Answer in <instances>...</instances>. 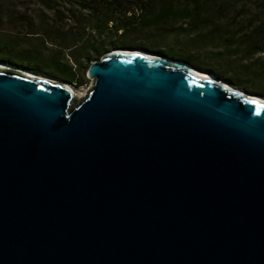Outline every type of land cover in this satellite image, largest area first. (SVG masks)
Wrapping results in <instances>:
<instances>
[{"label": "water", "instance_id": "obj_1", "mask_svg": "<svg viewBox=\"0 0 264 264\" xmlns=\"http://www.w3.org/2000/svg\"><path fill=\"white\" fill-rule=\"evenodd\" d=\"M117 49L76 103L0 67V264H264V101Z\"/></svg>", "mask_w": 264, "mask_h": 264}, {"label": "rangeland", "instance_id": "obj_2", "mask_svg": "<svg viewBox=\"0 0 264 264\" xmlns=\"http://www.w3.org/2000/svg\"><path fill=\"white\" fill-rule=\"evenodd\" d=\"M188 1L157 0L151 6L157 10L163 2H171L180 8L187 5ZM143 7L141 0H0V60L8 59L28 67V69L20 67L22 69L67 83L78 95L91 88L92 78L87 75L88 65L95 60L98 61L104 53L113 48L145 46L160 51L159 55L163 54V51L180 53L193 59L198 65H209L218 71L228 67L225 60L211 65L204 54L186 51L183 45L178 44L176 38L179 40L186 38L183 34H178L182 21L169 18L156 25L140 24L142 16L147 15ZM57 10L61 14H56ZM207 11L212 18L209 20L211 24L221 22L230 24L228 35L233 39L238 33L234 28L238 26L242 34L256 27L260 40H264V0H238L230 4L228 12L223 14V21L216 18L214 6L208 7ZM77 21L85 23L83 26L85 37L90 39L89 41L93 40L91 45L100 44L104 47L101 53L92 52L86 58L84 49L77 47L70 51L63 48L60 41L64 39L61 38L68 35L58 33L56 29L65 30L74 23L78 24ZM259 25L263 28L261 29ZM45 27H49L51 32L44 30ZM207 30L205 26L200 28L203 32ZM88 47L90 48L86 46ZM242 51L244 47L229 48L231 69L251 67L253 74L244 78L246 87L253 88L254 85L258 90L264 91V79L260 77L258 71L260 65L264 68V50L246 60L241 57ZM71 53L76 55V61L71 58ZM64 77L69 81L64 80ZM79 100L81 99L74 102Z\"/></svg>", "mask_w": 264, "mask_h": 264}, {"label": "trees", "instance_id": "obj_3", "mask_svg": "<svg viewBox=\"0 0 264 264\" xmlns=\"http://www.w3.org/2000/svg\"><path fill=\"white\" fill-rule=\"evenodd\" d=\"M156 1L157 0H141L147 15L142 16L140 24L145 26L151 24L156 25L157 23L169 18L182 21L183 24L178 29V34H183L186 38L184 40H179V38H176V42L183 45L182 47H184L186 51H195L204 54L211 65L214 63L218 64L221 60H225L226 64H228V67H224L223 71H218L209 65H198L193 59L184 55L182 56L180 53L163 51L164 55L172 59L184 60L199 70L214 73L218 77L227 81L229 84L237 86L248 93L257 94L264 97V91L258 90L254 85H252L253 88H248L244 83V78L248 77L249 74L252 75L253 69L249 66H244L241 68L233 67L231 69V53L228 52L229 48L236 47L239 49L244 47L241 57H243L245 60L252 58L254 54L262 52L264 50V40H260L258 34L256 33V27L246 34H242L239 31L240 27L235 26L234 31H237L238 33L235 35V39H233L232 36L228 35L230 29V24H228V22L212 24L209 22V20H212V18L208 14V7L214 6L216 10V18H219L220 21H223V14L228 12L229 5L238 2V0H189L187 5H183L180 8L175 7L171 2H163L157 10H154L151 4L155 3ZM59 12L60 11L57 10L56 14H61ZM54 19H56V17H54ZM77 23L78 24L74 23L72 26H69L62 31L56 29V32L68 35L66 38H61L62 40L64 39V41H60V44L63 46V48L69 49L70 51L77 47L79 49H84L86 58L92 52H95L96 54L101 53V51L104 49L102 45H91L93 40L89 41L90 39H86L84 33L85 28H83L85 23L83 21H77ZM204 26L205 28H208V30L205 32L200 31V28ZM259 27H261V29L263 28L262 25H259ZM44 30L51 32L49 27H45ZM47 31H45L46 34H48ZM86 46H90V48H86ZM4 47L7 48L6 46ZM142 48L155 53L160 52L154 49H148V47L145 46H142ZM71 58L75 61L77 60V57L74 53H71ZM0 61L15 67H23L22 65L11 62L8 59ZM23 68L28 69L27 66ZM230 69L231 72L229 73ZM258 71L260 73V77L264 79V68L262 65L259 66ZM63 79L69 81V79H66L65 77Z\"/></svg>", "mask_w": 264, "mask_h": 264}, {"label": "bare ground", "instance_id": "obj_4", "mask_svg": "<svg viewBox=\"0 0 264 264\" xmlns=\"http://www.w3.org/2000/svg\"><path fill=\"white\" fill-rule=\"evenodd\" d=\"M117 50H119V49L113 48V49L109 50L108 52H111V51H114L115 52ZM135 50H137V51H139V52H141V53H143V54H145V55H147L149 57H156V55H157V57H160L159 59H163V60L168 61V62L174 61V59L169 58L167 56H162V55H159V54H154V53H151V52H148V51L145 52V51L140 50L139 48H135ZM0 67L3 68V69H10L12 71H19V72H21V73H23L25 75H28L30 77H34L36 79H41V80H45V81H48V82H51V83L60 84V85H62L64 87H66L69 90V92L71 94V100L72 101H74L76 99H83L85 97V95L87 94V92L89 91L87 89L86 91L82 92V94L78 95V94H76L75 90L72 89V87L70 85H68L67 83L60 82V81L55 80L53 78L47 77L45 75H42V74H39V73H35V72L29 71V70H26V69H22V68H19V67H15V66H12V65H9V64H5V63H0ZM188 67H189L190 70H192L193 72H195V73H197L199 75H202V76H205V77H208V78H211V79L215 78L211 73H209L207 71L206 72L205 71H200L199 69H196V68H194L192 66H189V65H188ZM219 81H221V83L226 88H228L230 90L239 91L243 95L253 96V97H255L256 99H258L260 101H264V97H261V96H258V95L247 94L242 89H240V88H238L236 86H233V85H231V84H229V83H227V82H225V81H223L221 79H219Z\"/></svg>", "mask_w": 264, "mask_h": 264}]
</instances>
